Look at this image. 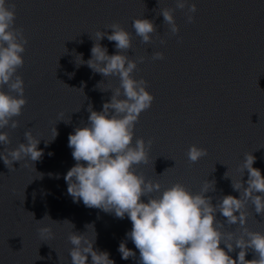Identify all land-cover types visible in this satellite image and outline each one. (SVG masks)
<instances>
[{"label": "water", "instance_id": "1", "mask_svg": "<svg viewBox=\"0 0 264 264\" xmlns=\"http://www.w3.org/2000/svg\"><path fill=\"white\" fill-rule=\"evenodd\" d=\"M15 3L16 27H22L28 39L25 63L18 71L25 81L27 104L22 115L14 118L19 127L3 129L11 144H0V153L26 143L24 133L31 131L40 139L38 149L43 156L26 161L27 167L25 161H16L13 171L0 158V264H71V232L95 239L94 249L108 252L115 264H138L139 250L126 235L132 228L130 219L89 208L82 200L75 202L64 179L77 163L68 147L69 135L88 124L89 105L99 112L110 102L113 92L102 90L120 85L117 76L104 77L87 64L77 66L78 55L84 61L91 59L95 43L91 36L97 31L112 34L107 28L112 23L132 34V49L124 54L130 59L145 57L133 75L147 80L155 96L134 130L135 139L153 140L149 162L135 166L146 180L161 183L160 193L152 195L162 194L175 183L199 193L208 180L215 181V191L206 193L213 205L226 195L240 198L232 180L238 182L243 175L247 187L249 174L247 170L243 174L240 167L244 155L251 152L256 157L253 166L264 175V0H189V5L195 3L198 8L195 21L187 23V9H177L178 36L170 33L162 15L157 16L164 7L174 8L175 0L159 4L158 0ZM136 18L155 21L157 32L150 44L135 34ZM100 43L109 55L118 54L115 42L105 37ZM154 52H163L164 59L153 60ZM4 90H8L6 85ZM61 113L70 122L59 121ZM54 126L58 136L49 143ZM193 144L208 152L197 163L187 157ZM142 199L147 202L148 197ZM248 211L247 228L264 232V217L255 213L251 203ZM216 218L225 221L224 233L241 235L243 230L228 224L219 212ZM44 226L51 227L54 239L40 238L37 229ZM122 241L136 252L135 258L122 259L118 251ZM220 246L227 251L226 245ZM239 251L229 255L237 259ZM254 258L249 249L246 259Z\"/></svg>", "mask_w": 264, "mask_h": 264}, {"label": "clouds", "instance_id": "2", "mask_svg": "<svg viewBox=\"0 0 264 264\" xmlns=\"http://www.w3.org/2000/svg\"><path fill=\"white\" fill-rule=\"evenodd\" d=\"M16 7L15 0H0V144L5 146L11 144V139L3 129L19 127V121L14 118L22 115L27 104L25 81L18 71L25 63L23 53L28 39L24 29L16 27ZM177 9H187V23L195 21L194 14L198 11L195 3L189 5V0H175L174 8H162L157 16H163L164 24L173 36L180 32L174 16ZM132 26L145 44H150L157 32L155 21L151 19L136 18ZM107 28L112 29V34L97 31L94 38L91 36L95 41L91 59L84 61L82 54L78 55L80 62L77 66L87 64L104 77L117 76L120 85L102 90L113 92L110 102L104 103L99 112L89 105L88 124L75 128L68 137V147L73 149L72 157L77 162L64 176L68 194L75 202L82 200L89 208L114 213L119 219L127 216L132 228L126 235L139 250L138 264H264V232L247 228L249 203L254 206L255 213L264 217V175L253 166L256 157L252 152L244 155L240 167L243 174L245 170L249 174L247 187L243 175L238 182L232 180V187L239 191L240 198L226 195L216 205L212 204V197L206 196L209 191H215V181L206 180L199 193H193L182 183H175L162 194L153 196V193H160L161 183L146 180L135 170L136 165L149 162L153 143V140L145 141L142 137L135 139V126L141 114L151 108L155 96L148 90L147 80L136 79L133 75L145 57L130 59L124 54L132 49V34L119 23H112ZM105 37L115 42L118 54L109 55L107 47L101 45L100 41ZM152 59L163 60L164 53L154 52ZM60 117L59 121H65L63 113ZM57 136L54 126L48 142ZM24 137L26 143H19L15 149L6 147L0 153L10 171L15 170L13 163L16 161H25L23 166L27 167L26 161L35 162L43 156V151L38 149L40 139L31 131H26ZM207 154V149L195 144L187 151L191 163H197ZM39 174L38 177L42 178L43 174ZM142 197H148L147 202ZM217 212L226 218L228 224L238 225L243 230L238 238L234 232L221 230L225 221L217 220ZM45 218L51 220L48 216ZM37 231L44 241L54 239L50 226L39 227ZM68 240L73 245L69 250L71 264H89V256L91 264H115L108 252L94 249L95 239L89 241L85 234L71 232ZM222 243L227 251L220 246ZM237 248L240 251L238 258L234 259L229 253ZM249 249L254 251L256 258L246 259ZM118 251L124 260L136 257V252L124 241Z\"/></svg>", "mask_w": 264, "mask_h": 264}]
</instances>
